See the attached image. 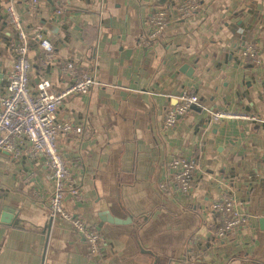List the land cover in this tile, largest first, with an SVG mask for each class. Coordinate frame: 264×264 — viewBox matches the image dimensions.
Here are the masks:
<instances>
[{"label":"crops","instance_id":"crops-1","mask_svg":"<svg viewBox=\"0 0 264 264\" xmlns=\"http://www.w3.org/2000/svg\"><path fill=\"white\" fill-rule=\"evenodd\" d=\"M180 2L0 0V105L16 60L9 3L29 35L46 26L54 47L43 65L32 42L31 91L41 80L64 90L89 71L101 82L63 98L59 119L80 131L58 132L55 141L80 189L77 198L65 194L63 207L102 239L91 254L51 215V172L23 139L16 155H0V264H190L191 256L197 264H264V0H200L191 17L141 43L151 15L165 8L175 19ZM250 44L257 64L242 62ZM183 92L199 103L164 130V114ZM177 155L198 163L187 194L159 187ZM224 194L247 221L219 238L211 204Z\"/></svg>","mask_w":264,"mask_h":264},{"label":"built area","instance_id":"built-area-1","mask_svg":"<svg viewBox=\"0 0 264 264\" xmlns=\"http://www.w3.org/2000/svg\"><path fill=\"white\" fill-rule=\"evenodd\" d=\"M39 0H30L31 5H36ZM200 0H181L178 8V17H169L165 8L156 10L150 17L149 32L141 39L145 43L160 35L165 27L170 23L185 20L191 17L199 8ZM7 22L12 29L15 43L13 50L16 54L13 69L7 75L6 95L1 99L0 105V155L10 151L17 154V144L26 139L28 147L33 153L43 156L49 168L54 186L46 197L47 207L51 215H57L67 221L72 228L86 241L89 252L97 254L102 248V239L99 232L87 224L79 216L70 214L63 207V197L66 193L73 197H79L80 189L75 184L70 171L57 151L55 136L58 132L80 131L79 127H74L69 121H61L58 117L59 106L63 98L73 92H88L93 87L100 85L91 71L82 76L73 78L67 88L61 91L51 90L50 83L41 80L34 91H31L29 73L31 62L29 60V49L33 41H36L43 55V65L51 60L54 55L52 42L45 35L46 26H42L33 35H29L22 25L21 18L12 3L6 6ZM57 12L61 10L56 9ZM242 62L257 64L260 58L257 55L253 44H250L241 52ZM65 68L72 71L73 64L68 63ZM198 96L194 93L183 92L177 97V103L169 107L164 114L163 129H171L190 108L197 106ZM232 117L228 113H215L213 118ZM253 121H259L255 115H242ZM169 166L172 172L168 179L161 182L159 187L166 189L168 184H174L180 193L187 194L194 185L196 172L198 169L197 160L194 157L177 155L171 159ZM211 208L217 218L216 236L221 238L234 228L244 225L247 217L237 205L234 197L224 194L220 199L211 204ZM190 264H197L196 257H190Z\"/></svg>","mask_w":264,"mask_h":264},{"label":"water","instance_id":"water-1","mask_svg":"<svg viewBox=\"0 0 264 264\" xmlns=\"http://www.w3.org/2000/svg\"><path fill=\"white\" fill-rule=\"evenodd\" d=\"M258 222L260 227L264 229V216L259 217Z\"/></svg>","mask_w":264,"mask_h":264}]
</instances>
